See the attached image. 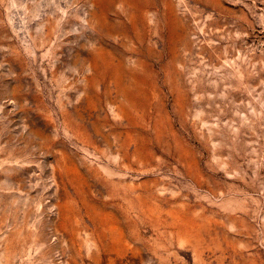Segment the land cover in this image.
I'll list each match as a JSON object with an SVG mask.
<instances>
[{"label": "rangeland", "instance_id": "1", "mask_svg": "<svg viewBox=\"0 0 264 264\" xmlns=\"http://www.w3.org/2000/svg\"><path fill=\"white\" fill-rule=\"evenodd\" d=\"M0 264H264V0H0Z\"/></svg>", "mask_w": 264, "mask_h": 264}]
</instances>
